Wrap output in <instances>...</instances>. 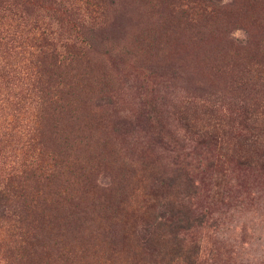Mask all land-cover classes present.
Here are the masks:
<instances>
[{
  "label": "rangeland",
  "instance_id": "374dc122",
  "mask_svg": "<svg viewBox=\"0 0 264 264\" xmlns=\"http://www.w3.org/2000/svg\"><path fill=\"white\" fill-rule=\"evenodd\" d=\"M105 2L108 26L92 41L97 61L92 69L97 74L106 56L108 77L89 92L95 109L111 115L104 117L106 122L101 124L81 105L72 119L60 118L56 134L50 124L40 122L47 150L37 156L39 150L24 147L23 136L39 129L35 108L12 124L8 114L16 106L0 102V184L21 165L33 167L40 158L39 165H52L51 152H64L70 160L66 172H57L50 181L27 184L31 197L50 203L41 215L53 218L41 231L44 248L18 264H166L171 244L149 232L152 215L159 216L162 209L150 214L145 208L148 174L133 178L124 163L137 166L145 160L170 173L176 166L169 150H179L177 162L189 164L197 187L188 206L201 226L192 230L186 244L199 246L198 262L264 264V178L234 154L239 142L263 140L264 127L246 119L230 76L206 81L207 69L201 67L188 33L181 28L164 33L157 26L153 0ZM256 10L264 16L263 0ZM232 36L246 38L241 29ZM0 91L10 92L12 102L15 88L0 85ZM85 92L83 88L82 97ZM157 137L165 148L156 143ZM118 178L123 182L110 191ZM176 185V191L185 189ZM0 238V264H8L1 224Z\"/></svg>",
  "mask_w": 264,
  "mask_h": 264
},
{
  "label": "trees",
  "instance_id": "16d2710c",
  "mask_svg": "<svg viewBox=\"0 0 264 264\" xmlns=\"http://www.w3.org/2000/svg\"><path fill=\"white\" fill-rule=\"evenodd\" d=\"M153 2V8L158 10L157 26H163L164 33H175L180 28V32L188 33V39L201 58V67L207 69L206 81L230 76L231 89L240 94L237 98H241L246 119L264 127V16L256 10L260 0ZM105 6V0H0V85L16 90L12 102L7 97L10 92L2 94L0 91V102L16 106L14 112L8 114L12 124L31 107L35 108L39 129L23 136L27 137L24 147L39 150L37 156L47 150L42 141L45 129L40 122L50 124L51 134H56L60 118L67 115L72 119L79 110L78 105L99 118L101 124L106 122L104 117L111 116L107 110L104 115L97 111L91 96V91L108 77L106 56L102 58L103 66L97 74L92 69L97 64L92 41L108 26ZM238 29L245 33L244 41L232 36ZM83 88L86 95L82 97ZM89 89L92 90L89 92ZM156 143L165 148L158 137ZM237 146L234 154L238 161L264 178V138L244 144L239 142ZM178 151L169 150L175 157L172 164L176 166L170 173L158 170L145 160L137 166L124 165L131 168L132 174L129 172L128 175L133 178L148 174L146 179L150 184L144 188L149 200L145 208L150 214H155L157 208L162 209L159 216L152 215L154 226L149 227V232L163 243L171 244L166 264H201L198 262L199 246L192 242L186 244L192 230L201 226L200 219L190 216L188 206L197 187L192 182L189 164L177 162ZM39 161L33 167L21 165L0 184V224L5 230L7 245L4 247L11 261L8 264L32 260L38 248H44L41 231L53 218V215H41V210L50 203L42 204L31 197L27 193V184L32 179L48 182L57 172H66L70 166V160L60 151L51 152L52 165L43 167L39 165L42 159ZM121 180L123 182V178H118L117 185H112L110 191H116ZM177 182L185 189L176 191ZM148 241L146 239L143 245L147 246Z\"/></svg>",
  "mask_w": 264,
  "mask_h": 264
}]
</instances>
